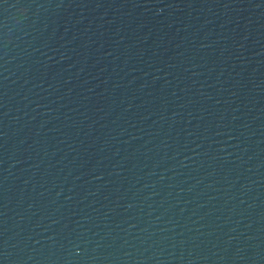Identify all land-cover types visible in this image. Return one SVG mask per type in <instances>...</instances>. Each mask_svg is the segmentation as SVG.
Masks as SVG:
<instances>
[{
    "label": "water",
    "instance_id": "95a60500",
    "mask_svg": "<svg viewBox=\"0 0 264 264\" xmlns=\"http://www.w3.org/2000/svg\"><path fill=\"white\" fill-rule=\"evenodd\" d=\"M0 264H264V0H0Z\"/></svg>",
    "mask_w": 264,
    "mask_h": 264
}]
</instances>
